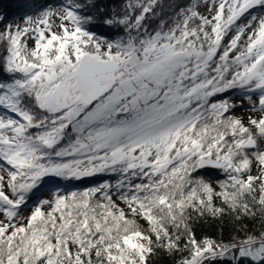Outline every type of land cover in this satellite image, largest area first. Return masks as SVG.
<instances>
[{
  "label": "snow or ice",
  "instance_id": "snow-or-ice-1",
  "mask_svg": "<svg viewBox=\"0 0 264 264\" xmlns=\"http://www.w3.org/2000/svg\"><path fill=\"white\" fill-rule=\"evenodd\" d=\"M246 105L258 115L235 114ZM226 218L230 239L197 235ZM160 251L264 264V0L0 14V264Z\"/></svg>",
  "mask_w": 264,
  "mask_h": 264
},
{
  "label": "trees",
  "instance_id": "trees-1",
  "mask_svg": "<svg viewBox=\"0 0 264 264\" xmlns=\"http://www.w3.org/2000/svg\"><path fill=\"white\" fill-rule=\"evenodd\" d=\"M55 2L56 0H0V14H7L11 19L21 21L25 15H35L42 10L43 6ZM111 2L119 7L121 0H111ZM168 2L169 0H164L165 4ZM98 30L107 31L104 28ZM237 111L235 114L243 117L245 120H247L249 115H258L254 113L237 114ZM121 206L123 207V205ZM139 223L143 227H147L144 221L140 220ZM244 223L247 225L249 231L260 227L259 223H253L252 221H245ZM237 227L238 226L233 220L226 218L223 221L201 222L196 226V232L198 236H211L228 240L235 234ZM152 264H174V261L168 256L167 252L160 251L158 255L153 258Z\"/></svg>",
  "mask_w": 264,
  "mask_h": 264
},
{
  "label": "rangeland",
  "instance_id": "rangeland-1",
  "mask_svg": "<svg viewBox=\"0 0 264 264\" xmlns=\"http://www.w3.org/2000/svg\"><path fill=\"white\" fill-rule=\"evenodd\" d=\"M246 108H247V105L245 106V109H238L237 114H242V113L248 114L249 112L246 110Z\"/></svg>",
  "mask_w": 264,
  "mask_h": 264
}]
</instances>
